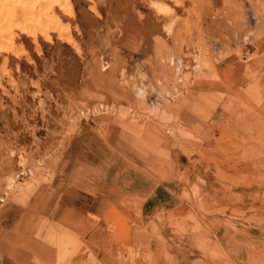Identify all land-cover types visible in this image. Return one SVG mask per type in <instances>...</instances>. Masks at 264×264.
<instances>
[{"label": "rangeland", "instance_id": "1", "mask_svg": "<svg viewBox=\"0 0 264 264\" xmlns=\"http://www.w3.org/2000/svg\"><path fill=\"white\" fill-rule=\"evenodd\" d=\"M38 1L28 18L8 6L0 38V219L11 204L32 221L0 247L31 251L46 230L33 262L264 264V0ZM105 160L148 189L44 207L60 179L100 198Z\"/></svg>", "mask_w": 264, "mask_h": 264}, {"label": "crops", "instance_id": "2", "mask_svg": "<svg viewBox=\"0 0 264 264\" xmlns=\"http://www.w3.org/2000/svg\"><path fill=\"white\" fill-rule=\"evenodd\" d=\"M250 71L252 70V66L249 67ZM134 154V153H133ZM133 159V157H131ZM134 161L136 163L139 164L138 162V158L136 157V159H134ZM117 161L115 160L114 162H111L109 160H105V161H94L92 167L90 168V170L92 171V169L94 171H98V172H104V176L100 177V179H95L94 183H96L97 187H96V191L98 192V188L100 191V198L99 196L97 197V195L92 196V198L86 194H83L81 196L80 195V191H78L76 188H74V186L70 185V182H64L63 180H58V183L56 185H54V187L51 188V193H53L52 197L49 200L48 205H44L45 208L53 210L55 209L56 205L60 202V204H62L61 207H65V205L67 206L68 209L73 208L74 207V199L69 198L66 195L72 194V196H78L79 198H81L83 201H88V202H100V204L104 205L106 203V198L108 200H111L112 197H116L117 196V191L120 190L122 191L123 189L126 191H137L138 190H143L142 187L148 189V184H143V181H139V180H130V184H125L123 186H121V183L118 181V176H111V178H108V176L105 177L106 173L108 175V170H112L113 168H116L117 166ZM140 165V164H139ZM96 178V177H94ZM113 181L115 188L113 187L112 184L109 183V180ZM108 181V182H107ZM64 182V183H63ZM150 189L151 186L149 187ZM98 198V199H97ZM20 206H25L24 204H20ZM13 206L10 204L6 207V211H3L2 213V218L0 219V230H1V234L4 236L9 235V237L14 238V235L16 233H21V231H23L25 229V225L30 224L32 221L30 219H14L13 218V214L14 216H18L17 212L15 213H8L10 210L11 211H19L17 209H12ZM5 213L7 214V216L5 215ZM7 218V219H6ZM11 218V219H10ZM48 220L51 224V229H54L56 225H61V229H65L67 233H69L70 231H74V224H75V219H45ZM51 232H47L46 230L43 231L41 233V238L40 240H42V246L44 247L45 250H51V246L53 248V242L51 243V236H50ZM38 242H34L32 245H29L31 251L32 249L38 248V245L41 244ZM41 246V247H42ZM23 247V245H22ZM23 248H26L25 246ZM27 248L26 249H22V248H18V249H14V250H10L6 247H0V264H56L53 263V261H48L46 260V257H42V255H40L41 257L37 259H41V262L36 261L33 262L32 260L29 259V257H31V254ZM38 256V255H37ZM55 260L57 261V257L55 258ZM58 264V263H57ZM66 264H70L69 259H67Z\"/></svg>", "mask_w": 264, "mask_h": 264}, {"label": "bare ground", "instance_id": "3", "mask_svg": "<svg viewBox=\"0 0 264 264\" xmlns=\"http://www.w3.org/2000/svg\"><path fill=\"white\" fill-rule=\"evenodd\" d=\"M25 1L26 0H0V38L5 37V36L6 37L10 36L9 25L12 24V21H9V15H8L9 14L8 13L9 7L8 6L12 5L15 8L18 7L21 11L20 13L23 14V17H25V18H28L30 15H32L36 12L35 5H32V6L31 5H25L24 4ZM36 1H38V0H36ZM68 1L69 0H60V1L59 0H39L38 2L43 7L42 11L44 13H47L53 9L58 10L60 8H63L64 4L69 3ZM62 2H64L63 5H62ZM64 9L62 11V16L64 18L71 19L70 17H73L72 8L68 6V8L65 7ZM162 9L169 11V8H167V7H163ZM14 12H17V11L14 9L13 13ZM67 28H66V25L63 24V22L60 23V21H57V19H54L52 21V24L49 27V30L52 29V32L54 31L56 33V35L60 37V39L61 38L63 39V37L66 38V36L68 35L69 30ZM46 30L47 29H45V27L40 26L36 22V23H34L33 28L29 29V30L26 29V32H28V34H30L34 37H36V35L39 34L47 40L50 38V36L46 32ZM22 31L24 32V30H22Z\"/></svg>", "mask_w": 264, "mask_h": 264}]
</instances>
